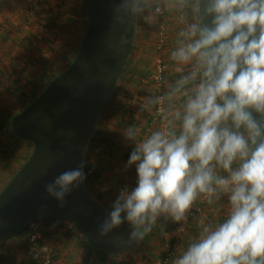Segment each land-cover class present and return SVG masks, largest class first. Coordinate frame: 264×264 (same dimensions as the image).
<instances>
[{
    "label": "clouds",
    "instance_id": "1",
    "mask_svg": "<svg viewBox=\"0 0 264 264\" xmlns=\"http://www.w3.org/2000/svg\"><path fill=\"white\" fill-rule=\"evenodd\" d=\"M165 12L184 25L171 52L184 74L146 102L159 128L123 131L136 186L121 190L100 234L127 221L138 243L161 216L186 222L198 200L226 197V218L201 222L172 264H264V0H119L115 20L155 23ZM84 179L65 171L45 190L62 204Z\"/></svg>",
    "mask_w": 264,
    "mask_h": 264
},
{
    "label": "water",
    "instance_id": "2",
    "mask_svg": "<svg viewBox=\"0 0 264 264\" xmlns=\"http://www.w3.org/2000/svg\"><path fill=\"white\" fill-rule=\"evenodd\" d=\"M119 0H87V29L68 67L54 76L10 121L12 133L32 144V152L0 190V243L29 225L47 220L76 224L94 250L118 255L140 242L122 223L106 235L108 211L89 192L86 179L59 200L45 186L61 173L81 168L88 146L124 70L136 33V19L115 20ZM210 21V18H209Z\"/></svg>",
    "mask_w": 264,
    "mask_h": 264
},
{
    "label": "rangeland",
    "instance_id": "3",
    "mask_svg": "<svg viewBox=\"0 0 264 264\" xmlns=\"http://www.w3.org/2000/svg\"><path fill=\"white\" fill-rule=\"evenodd\" d=\"M86 5L87 0H45L44 3H38L36 0H8L5 7L9 10V13H6V18L2 16L0 20L2 19L3 22H6L7 25L5 26L7 28L21 34L19 36L22 45L20 47V53L17 55H13L14 53L11 50L9 51V49L4 53V50H2L3 56L0 58V65L17 66L18 64L24 63L21 60L28 62L31 60L36 61V65L32 66L31 70L28 71V77L19 81L25 90L27 86H30L31 83L36 81L37 83L35 85L40 90V87L46 80L42 75L62 72L68 67L78 51L87 29ZM24 8H31L32 15L29 17L25 16L22 13ZM163 24L165 29V46L162 57L165 63L166 73L165 77L163 76L162 86H157L152 79L160 21L158 19L155 23H148L142 17L137 16L136 33L131 53L124 67L123 74L116 84V93L111 99L112 106H109V109L102 114L97 128L98 138L113 139L112 151L105 153V147L101 146L98 148L95 145L87 149L85 162L88 165H95L101 170V178L90 183V190L95 197H97V193L100 192L99 194H101L102 192V196H108L109 202L112 204L119 195L115 192L113 193L110 187H114L117 184L116 180H120L122 178L121 174H123L122 166H118V168L120 167L119 170L116 168L114 155V150L118 145L119 139L114 136L116 134L115 130L113 131L114 133L111 132L120 114L124 111L121 105L124 104V100L126 101V99H130L128 100L129 104H137L139 97L138 91L142 93V96L150 95L151 92H154V94L157 92L160 93V91H164L161 89L164 86L165 80L166 82L171 81L174 83L183 74V72L177 70L183 66L178 65L171 59V52L176 48V40L179 38L178 32L184 25L179 22L178 16L174 12H167ZM186 69L184 67V70ZM34 72L39 76L36 77L37 79L32 77ZM170 77L171 80H169ZM3 83L5 84L6 82ZM149 99L150 97L147 96L143 101L147 102ZM19 108L20 103L17 104L10 93H2L0 96L1 113L6 114L8 109L13 112ZM148 110V115L153 117L150 127H148L147 132L149 133L158 128L159 120L156 118V112L151 110V106H148ZM148 115L146 116L147 118ZM119 124L120 122L118 121ZM32 149V144L25 140L20 141L18 144L9 142L6 153L8 156L5 155L2 158L4 160H2V167H0V190L11 178L13 173L26 161ZM118 186L119 188L125 189L126 185L120 182ZM98 199L100 198L98 197ZM100 203L104 207H109L108 202L103 203L100 199ZM196 203L203 204L204 210L200 213L203 215L210 214L211 216L216 211L224 212L225 219L229 211V204L226 197L213 205H209L203 202V200H198ZM63 224L58 223V225L56 224L53 227H44L43 241L51 247H54L55 242H58L62 237L67 238L69 234H72V229L65 227ZM71 224L73 226V223ZM167 225L169 228L164 233H169V235L163 236L166 242H168L167 244H162L160 240L154 238L152 243L147 247L129 248L125 250L118 258L112 261V264H149L159 260L164 252L170 251L168 249L170 247V235L174 232L178 235L177 231L180 236L178 240L176 239V248L179 243L184 244L188 238V220L181 223L170 221ZM25 234L26 230L18 238L15 237L18 239V247L11 246L12 241L15 240L14 238V240L10 239L1 243L0 264H13L18 262L20 264H35L31 262L26 253ZM77 234L80 236L81 232L78 231ZM159 252H162V254ZM64 262V264H67V261Z\"/></svg>",
    "mask_w": 264,
    "mask_h": 264
},
{
    "label": "crops",
    "instance_id": "4",
    "mask_svg": "<svg viewBox=\"0 0 264 264\" xmlns=\"http://www.w3.org/2000/svg\"><path fill=\"white\" fill-rule=\"evenodd\" d=\"M7 2L8 0H0V18L2 16L6 18V15H7L6 13H9V10L5 7ZM5 25H7L6 22H3V20L1 19L0 20V58L3 56L2 54L7 51V49H9V51L11 50V52L14 53L13 55L19 54L20 53L19 51L21 50L20 47L22 45V42L19 36L21 34H18L15 31L7 28ZM2 50H4L3 53H2ZM0 62H1V59H0ZM169 80H171V77L169 78ZM145 91H148V90H145ZM138 93H139L138 94L139 97L137 100V104L127 105L128 107H126V110L125 108H123L124 111L121 114L122 117L120 120L118 119L120 124L118 125V121H116L115 127L113 128V130H111L112 133H114L113 131L115 130L116 134L114 136L117 139H119L118 145L116 146L114 150L117 170H119L120 168V167L118 168V166L123 167V170H122L123 174H121L122 178H120L119 181L123 183L124 185H126L125 188H127L129 191L136 186V180H137L135 165L126 167L130 153L133 150L134 144L133 142L128 141L124 138L123 131L127 127L132 126L140 130L139 131L140 136H145L148 134L147 132L148 128L143 129V126H142L145 121V118L147 121L146 116L149 113L148 106L146 107V102L143 101V99H145L147 95L142 96L141 95L142 93H140L139 91ZM122 99L124 100V98ZM124 102L126 103L125 100ZM110 185L112 184L110 183ZM110 188H113V187H110ZM99 193H97V197ZM100 199H101V202L103 203L108 202L109 208H112L113 204L109 202L108 196L104 197L101 195ZM100 199H99V203H100ZM218 209H222V208H218ZM224 216H225L224 212H218V211H216V213L211 216L210 214L196 215L194 218L188 221V238L186 239L184 244L179 243L177 245V248H176V244H177L176 242L180 236L179 232L177 231L178 235L175 232L172 235H170L171 240H170V247L168 249L174 250V253H175V257L172 260V262L177 257H179L182 254V252L186 249L187 245L199 235L201 231V228H200L201 222H203L204 224L220 222L224 220ZM158 219H159V222L163 221L165 223H168L171 221V219L165 220L163 216H161ZM63 223L60 222L59 224H63L65 227L72 229V234H69L67 238L62 237L58 242H55V244L53 245L54 246L53 248L56 249V256H57V261L55 264H64L65 263L64 261H67V264H71V263L72 264H102V262H98V258L95 255V253H91V252L88 253L87 250L83 248L79 240V234H77L78 230L73 228V226H71L72 225L71 222H63ZM56 224L58 225L57 222L52 221L48 224L47 227H50V226L53 227ZM167 235H169V233L165 234L163 232V235H159V237L161 239H165V237L163 236H167ZM16 238H14L15 240L13 239L14 241H12V244H11L12 247H18L19 245L18 239ZM163 243L167 244L168 242H166L165 240V242ZM159 253L162 254V252H159ZM112 261L113 260L109 259L105 261L104 264H112ZM13 264H20V263L18 262V263H13Z\"/></svg>",
    "mask_w": 264,
    "mask_h": 264
},
{
    "label": "trees",
    "instance_id": "5",
    "mask_svg": "<svg viewBox=\"0 0 264 264\" xmlns=\"http://www.w3.org/2000/svg\"><path fill=\"white\" fill-rule=\"evenodd\" d=\"M51 20V19H50ZM53 21V20H52ZM188 69L184 70V72H186ZM124 71V70H123ZM50 73V72H49ZM165 71H164V77H165ZM58 74V73H57ZM57 74H47V75H42V77L46 78V80L44 81V84H42V86L40 87V90L38 89L37 85H35L37 82L34 81V83H31L30 86H27L26 87V90L24 89L23 86H20L16 91L12 92L11 95L13 96V98L15 99V102H17V104L20 103V108L16 111H13L11 112L10 109L7 110V113L3 114V112L1 113L0 112V167H2V159L3 157H5V155H7V149H8V145H9V142L10 143H19L20 141H23L21 138L15 136L12 131H11V128H10V121H11V118L14 114H16L17 112H19L21 109H23L24 107H26L28 104H30L38 95L39 91H42L43 88L47 85V83L54 77L56 76ZM123 74V72H122ZM121 74V75H122ZM184 74V73H183ZM32 77L34 79H37L36 77H39L35 72L32 74ZM165 80V79H164ZM119 81V80H118ZM118 83V82H117ZM173 82L171 81H167L165 80L164 82V86L162 87L161 90H164V91H160V93H156L154 94V92H151L150 95H147L148 97L151 98H154V97H157V95H163L167 90H168V85L172 84ZM162 86V84L160 85ZM116 93V86L113 90V93L111 94L110 96V100L108 102V105L106 106L105 110L103 113H105V111L107 109H109V106L111 107V99H112V96ZM128 100L130 99H126V103L124 102V104L121 105L122 108H125L126 110V107H128L127 105H129V102ZM115 103V102H114ZM167 104V102H165ZM8 107V106H7ZM6 108V106H5ZM7 109V108H6ZM151 110H156L155 107L151 106ZM10 111V112H9ZM116 111V110H115ZM110 112V111H109ZM113 113V112H112ZM111 114V112H110ZM118 114V113H117ZM122 115L120 114V117H119V120L121 119ZM157 120H158V117H156ZM153 119L152 116H149L148 115V118H147V121H145V123L143 124V129L145 128H148L150 127V124H151V120ZM97 132L98 130L95 132L90 144H89V147L90 148L91 146L95 145L96 147L100 148L101 146L105 147L104 149V152L105 153H109L110 151H112V147H113V139H106V138H98L97 137ZM8 156V155H7ZM14 174V173H13ZM99 178H101V170L99 167L95 166V165H88L86 162H85V179H86V185H87V188L89 190V192L91 193V195L93 196V198L98 202V204H100V206H102L103 208H105L108 212H110L112 210V208H109V207H104V205H102L101 203H99V199L98 197L100 198L101 195H103L102 193L98 195V197H95L91 190H90V183L92 182H95V180H98ZM117 181V184L111 188L113 193L115 192L117 195H119V186L117 187V185L120 183L119 180H116ZM116 187V188H115ZM202 204V203H201ZM203 205V204H202ZM204 210V208H203ZM123 215V214H122ZM196 216V215H195ZM194 216V217H195ZM57 222V223H60V222H69V221H65V220H59V219H56V220H47V221H43L41 222V226L42 227H47L48 224L50 222ZM126 223H128L127 221H125ZM72 223V222H71ZM73 226L75 229H77L78 231L79 228L76 224L73 223ZM169 226L167 225V223L163 222V221H160L158 220V222H156V224L153 226V229L150 233H148L144 239L140 242L139 245L137 246H134L132 248H140V247H147L150 243H152L153 239L156 238L157 236V239L160 240L162 242V244H164L163 242H165V239H161L159 237V235H163V232H166L168 230ZM25 232V229L22 230L17 238L19 236H21V234ZM159 237V238H158ZM79 240H80V243L82 244L83 248H85L87 250V252H91V253H95V255L97 256L98 258V262H102V264L107 261V260H115L116 258H118L120 256V254L118 255H108V254H105L103 252H100V251H97V250H94L92 249L82 238V235L80 234L79 236ZM1 245V243H0ZM53 248V247H52ZM54 252H56V249H54ZM173 253V258L172 260L174 259L175 257V253H174V250H171ZM166 252H164L162 254V257L164 256Z\"/></svg>",
    "mask_w": 264,
    "mask_h": 264
},
{
    "label": "built area",
    "instance_id": "6",
    "mask_svg": "<svg viewBox=\"0 0 264 264\" xmlns=\"http://www.w3.org/2000/svg\"><path fill=\"white\" fill-rule=\"evenodd\" d=\"M38 3H44L45 0H36ZM22 13L25 16L32 15L31 8H24ZM167 12L159 17L160 25L158 31V38L156 44V56L153 66L152 79L157 86H160L163 82V75L165 71V63L163 60L162 52L165 46V29H164V20ZM27 17V18H28ZM24 63L18 64L17 66H8L0 65V96L2 93L11 94L16 91L21 85L19 80L28 77V71L31 70V67L36 65V61H24ZM23 64V65H22ZM20 67V68H19ZM3 82H6L5 84ZM161 96V95H157ZM156 115L159 120L158 128L161 126L160 117L155 110ZM123 188L119 189V194ZM203 205L201 203H196L193 206V210L188 217V221L194 218L195 215H198L202 212ZM41 222L33 223L29 225L26 230V244L25 250L31 260L35 264H55L57 261L56 252L53 248L43 241V229ZM173 258L172 251H167L163 257L159 260L151 262L149 264H170L171 259Z\"/></svg>",
    "mask_w": 264,
    "mask_h": 264
}]
</instances>
